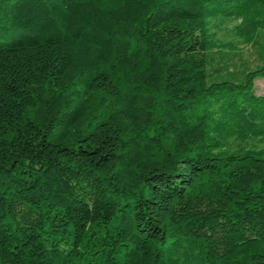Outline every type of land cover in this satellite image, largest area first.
<instances>
[{
	"label": "trees",
	"instance_id": "obj_1",
	"mask_svg": "<svg viewBox=\"0 0 264 264\" xmlns=\"http://www.w3.org/2000/svg\"><path fill=\"white\" fill-rule=\"evenodd\" d=\"M263 37L264 0H0V264H264Z\"/></svg>",
	"mask_w": 264,
	"mask_h": 264
},
{
	"label": "rangeland",
	"instance_id": "obj_2",
	"mask_svg": "<svg viewBox=\"0 0 264 264\" xmlns=\"http://www.w3.org/2000/svg\"><path fill=\"white\" fill-rule=\"evenodd\" d=\"M237 24L238 21L230 22L218 32L217 38L220 45L218 49L233 56L230 62L234 64L235 68H242L245 64L254 66L258 60V46L254 45V42H248L242 38L236 28ZM261 40L264 42V37ZM255 92L257 95L264 96V78L256 80Z\"/></svg>",
	"mask_w": 264,
	"mask_h": 264
}]
</instances>
